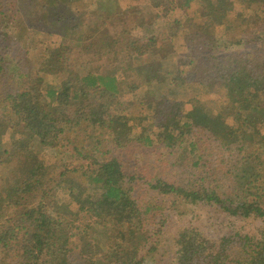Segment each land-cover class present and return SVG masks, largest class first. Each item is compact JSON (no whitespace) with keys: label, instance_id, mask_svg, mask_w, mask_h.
Segmentation results:
<instances>
[{"label":"trees","instance_id":"trees-1","mask_svg":"<svg viewBox=\"0 0 264 264\" xmlns=\"http://www.w3.org/2000/svg\"><path fill=\"white\" fill-rule=\"evenodd\" d=\"M149 1L159 10L150 19L127 7L136 27L157 17L166 34L189 28L178 67L148 61L157 37L133 36L116 0L87 1L89 14L81 0H0V264H143L164 233L147 224L165 206L264 221V0H239L245 12L233 17L231 0ZM193 2L205 23L171 21ZM35 26L62 43L31 61L21 41ZM144 88V99L123 98ZM217 90L225 100L215 109L199 99ZM135 129L142 135L134 140ZM135 141L169 158L124 162L118 151ZM43 149L53 163L40 158ZM65 150L70 156L57 160ZM176 247L171 264H264V230L213 242L186 228Z\"/></svg>","mask_w":264,"mask_h":264},{"label":"rangeland","instance_id":"rangeland-1","mask_svg":"<svg viewBox=\"0 0 264 264\" xmlns=\"http://www.w3.org/2000/svg\"><path fill=\"white\" fill-rule=\"evenodd\" d=\"M42 0H38V2L41 3ZM87 1L89 0H81V3L77 6V8L81 10L87 9V13L89 14V11L91 9L89 8V5L87 6ZM117 3L120 4L121 9L126 11L127 7H133L137 6L141 12L139 15L146 16V18L150 19V15L157 16L159 10L153 9L152 7H155L152 2L149 0H116ZM233 3V11L230 13V16H235L238 13L245 12L244 8L241 6L239 0H231ZM26 5H18V9L22 11ZM100 6L97 4V7L94 8V10H99ZM119 8V10H121ZM30 11V10H29ZM29 11L25 13L26 16L29 15ZM126 22L130 25H134L133 29L131 31L132 35L138 38L143 37H150L151 39H154L153 35L157 37L156 46L153 50H159L157 54H152V52L149 53L148 61H160L162 65H165V68L171 69V67H178L177 61L179 59H182V56L188 52V48L183 42L184 34L189 32V28L184 27L180 28L179 32L174 36V34L167 33L166 29H164V22L163 18L161 20H157V17H153L154 22H151L150 24H146L141 27H136V24H134L136 21H131V17L129 13L126 11L123 14ZM170 16V17H169ZM169 18L171 21L182 18L183 16H188L193 18L194 23L197 24H203L205 23L204 19L201 18V12H200V5L197 2H193L191 6L187 9H179L171 12L169 14ZM168 18V19H169ZM148 19V20H149ZM131 21V22H130ZM123 25V24H122ZM47 27L45 26H35L31 28L29 31L33 34L29 37H25L21 41V45L24 46V50H26V54L28 58L31 61H37L39 60V57L41 55V52H45L48 49H54L62 43V38H60L59 35H48V32L46 30ZM122 28L119 29V31ZM118 31V28H117ZM41 32H46V34H40ZM215 35L221 36L222 30L220 27H217ZM19 33V31L17 32ZM26 36V35H25ZM140 45L144 43H139ZM19 45V48L22 47ZM73 50L76 54H85L83 48L81 47L80 43H76L75 46H73ZM78 56V55H77ZM101 62H98L97 65H101ZM120 64V63H118ZM93 65H95L93 63ZM126 67V64H125ZM131 67H138L137 62H134V66ZM127 68V67H126ZM125 68V69H126ZM179 71H182V73L186 74L188 71V67L181 66ZM130 74L128 77L135 79L134 74ZM17 77V74H16ZM118 77L120 80L124 78V72L123 70L118 71ZM47 81H51L49 77H46L44 79V82L47 83ZM17 82V81H16ZM144 89H137L136 97H133V93H128V91L124 94L123 98L125 100L127 99H133L134 100H140L144 99ZM188 96H191V94H186L185 96L182 94V99L186 101ZM200 100H204V102H208L211 100V107L215 109V103L218 102L219 106L220 103L224 102V92L217 90L212 91V93H208L206 95L199 96ZM188 102V100L186 101ZM185 111L187 112H193L192 107L190 104H187L185 106ZM132 111H135L134 108L131 109ZM141 129H135L131 133V138L136 139L138 136H140ZM10 132L7 133V135L4 137V142L10 141ZM88 143V142H87ZM135 141L132 144H129L131 146V149L129 152L125 150V148H121L119 152L120 158L126 162V163H145L151 165H160L161 162H164L165 159L167 160L169 156H167V150H161L156 149L155 151H146L143 153V149L139 148V145L136 144ZM40 158H42L48 165L53 163L55 161L54 154L51 153L49 150L43 149L39 152ZM59 155V153H57ZM60 157L57 158V160H62L63 158L67 159L70 154L67 150H65L63 155H59ZM63 157V158H61ZM131 165V164H130ZM12 166V165H11ZM6 171V170H5ZM4 169L0 170V177L3 172H5ZM59 201L63 202L61 198L67 197L66 193L63 191L58 192ZM180 214L175 210L168 209L167 206H165L159 213L157 212V216L154 220H152L150 223L147 224V228L149 230H154L157 228H160L162 226L163 229V236L160 234L159 242L155 245V252L151 253L150 256L154 258L155 261L163 260L164 263L168 262L170 263V259L175 256L176 253V241L178 239L179 234L184 230L188 228H194L198 230L203 236H206L207 239L212 240L213 242H219L223 237L228 236L235 232H239L242 235H249L250 237L255 236L260 237L263 230H264V221L261 219H239V218H229V219H220V216H218L214 210H211L208 207L204 206H180L179 208ZM163 217H161V214ZM160 219H162L163 223H159ZM100 245L103 247V249L108 248L109 244L107 241V238L102 237V241ZM78 250V249H76ZM147 249H144L142 251V255L146 256ZM1 257V255H0ZM149 257V256H148ZM146 258V261L143 264H155L154 260H150L149 258ZM79 263V261L77 262Z\"/></svg>","mask_w":264,"mask_h":264}]
</instances>
